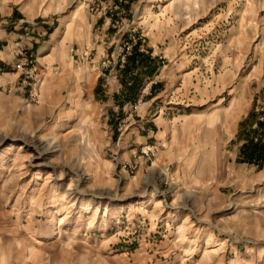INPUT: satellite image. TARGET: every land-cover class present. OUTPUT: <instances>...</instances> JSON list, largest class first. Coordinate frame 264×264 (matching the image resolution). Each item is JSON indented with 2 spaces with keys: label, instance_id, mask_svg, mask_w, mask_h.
Listing matches in <instances>:
<instances>
[{
  "label": "rangeland",
  "instance_id": "rangeland-1",
  "mask_svg": "<svg viewBox=\"0 0 264 264\" xmlns=\"http://www.w3.org/2000/svg\"><path fill=\"white\" fill-rule=\"evenodd\" d=\"M0 64V264H264V0H0Z\"/></svg>",
  "mask_w": 264,
  "mask_h": 264
},
{
  "label": "trees",
  "instance_id": "trees-1",
  "mask_svg": "<svg viewBox=\"0 0 264 264\" xmlns=\"http://www.w3.org/2000/svg\"><path fill=\"white\" fill-rule=\"evenodd\" d=\"M140 48L138 46H134L133 48V54L128 57L127 66L122 71V75L125 77L132 74L134 70H140L139 76L136 78L135 84L130 86L129 88V94L133 96H137L138 92V82L141 81V75L150 76L155 73L156 67L153 66V60L150 58V56H146L145 54L141 53ZM143 79V78H142ZM138 81V82H137ZM254 147V153L248 151V149L251 147ZM249 146H246L244 148L243 158L251 163V164H261L264 161V144H252Z\"/></svg>",
  "mask_w": 264,
  "mask_h": 264
},
{
  "label": "bare ground",
  "instance_id": "bare-ground-1",
  "mask_svg": "<svg viewBox=\"0 0 264 264\" xmlns=\"http://www.w3.org/2000/svg\"><path fill=\"white\" fill-rule=\"evenodd\" d=\"M152 2V1H151ZM149 3V2H148ZM153 3V2H152ZM150 4V3H149ZM147 8V7H146ZM149 10V8H148ZM146 12V11H145ZM144 18V17H143ZM233 114V113H232ZM84 145H86V140H84ZM193 162L195 163V168L193 170V174H192V177H191V182H195L196 181V177L201 173V164L202 162H204L202 160V156L201 154H199V152H197L194 157H193ZM151 202V201H150ZM147 203V202H146ZM144 204V203H143ZM209 253H212V252H209L207 251L206 254L208 256ZM210 256V255H209Z\"/></svg>",
  "mask_w": 264,
  "mask_h": 264
},
{
  "label": "crops",
  "instance_id": "crops-1",
  "mask_svg": "<svg viewBox=\"0 0 264 264\" xmlns=\"http://www.w3.org/2000/svg\"><path fill=\"white\" fill-rule=\"evenodd\" d=\"M146 53H149V52H146ZM2 67H4V66H3L2 64H0V68H2ZM136 73H137V74H140V70H139V69L136 70ZM138 76H139V75H138ZM128 78H129V77H128ZM128 78H127V79H128ZM147 78H149V76L145 77L144 79H147ZM120 79H121V83H122V84H120V87H123V91H122V92L124 93V91L126 90V87H127V86H126V85H127V84H126V80H127V79L124 80V75H122V74H121V78H120ZM125 94H126V93H125ZM136 95H138V93H137Z\"/></svg>",
  "mask_w": 264,
  "mask_h": 264
},
{
  "label": "built area",
  "instance_id": "built-area-1",
  "mask_svg": "<svg viewBox=\"0 0 264 264\" xmlns=\"http://www.w3.org/2000/svg\"><path fill=\"white\" fill-rule=\"evenodd\" d=\"M125 50H126L125 56L129 55L132 51V46L128 45ZM125 56L123 57V59H125ZM123 61H125V60H123ZM103 67H106V64H103Z\"/></svg>",
  "mask_w": 264,
  "mask_h": 264
}]
</instances>
